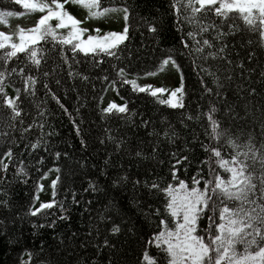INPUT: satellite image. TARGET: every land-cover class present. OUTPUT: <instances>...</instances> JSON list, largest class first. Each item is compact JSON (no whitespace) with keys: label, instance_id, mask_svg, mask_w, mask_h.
I'll use <instances>...</instances> for the list:
<instances>
[{"label":"trees","instance_id":"trees-1","mask_svg":"<svg viewBox=\"0 0 264 264\" xmlns=\"http://www.w3.org/2000/svg\"><path fill=\"white\" fill-rule=\"evenodd\" d=\"M100 4L101 7H120L126 4L130 8L129 40L121 49L122 58L119 61L103 56L102 63L94 65L92 56L85 59L80 54L77 57L79 63L72 67L88 75L89 79H69L68 66L60 59L59 45L54 47L50 38L47 42L40 41L37 47L44 51V62L39 73L33 68V74L39 75L35 97L22 99L21 106L25 115L21 119L24 124L21 126L17 120L15 129L9 127L12 123L10 110L0 102V157L9 148L12 150L11 161L5 158V162L10 165L8 172H0V175L6 174L11 181V184L0 183V187L8 191L11 200L10 208L0 209V264H21V260L24 264H109V260L112 264H137L142 251L141 236L147 239L148 227L155 228L156 220L153 219L149 225L142 212L137 211L133 199L145 200V208L147 204L155 207L156 200L154 197L148 198L142 186L134 190L131 182H118L114 185L113 180L121 175H128L129 181L135 177L151 180L153 176L170 179L169 154L180 152L189 156V167L185 169L184 162L177 166L178 176L190 182L196 165L208 155L198 142L193 145V138L196 137L197 141L204 143L210 141L204 135L207 118L201 117L199 121L185 119L184 125H181L180 121L185 113L195 115L197 111H207L210 105H215L218 110L216 118L223 117L224 126L230 125L234 132L243 133L245 138L251 134L257 146L264 143V134L260 131V125L264 124V78L261 77L264 72V48L259 44L258 33L248 31L238 16H234L226 24H222L211 13L207 17L202 16L208 22L214 20L217 25L222 26L223 31H228L227 24L239 26V31L233 32L227 41L231 46L230 58L234 64L229 66L223 61H213L211 58L203 63L204 67L210 66L219 77L220 95L217 96V85L213 83V77L206 74L204 80L212 91L204 92L200 85L201 74L197 68H193L192 56L180 44L182 32L178 29L183 27L184 32H187L189 26L176 23L177 17L170 7L171 0H100ZM65 7L81 21L80 26L88 28L90 33L94 28H100L103 32L121 31L124 27L122 12L85 20L88 10L83 6L69 2ZM7 11L22 15L5 16L6 23H0V31H3L2 27H9L25 17L31 18L34 24L40 14L24 13L22 6L16 5L13 0H0V12ZM148 24H153L157 31L149 33ZM211 37L212 34L208 33L205 38ZM12 38L15 40L16 36L13 35ZM3 51L0 49V54ZM249 52L254 53L251 61L247 56ZM66 55L71 57L70 52ZM168 55L177 60L185 79L186 98L183 110L162 105L146 93L133 92L131 85H124L119 80L116 81V90L109 87L104 91L103 83L96 79L97 76L106 75L109 80H114L115 71L112 66L115 64L125 67L128 78L135 76L139 84L172 89L179 86L181 72H177L171 65L166 66L163 71L156 70L159 61ZM196 62L201 64L200 60ZM236 63H242L244 68H236ZM9 65L18 70L26 67L24 55L18 53L17 57L9 61ZM2 68L3 63L0 60V69ZM230 70L232 78L229 80L226 77ZM45 71L55 72L54 76L49 77L48 83L64 105L63 108L43 87L45 80L42 73ZM150 72L156 74L145 75ZM27 74L26 71L25 75ZM10 79L14 81L15 87H23L20 76L14 75ZM56 79L60 80L59 85L55 83ZM250 87L256 89V95H248ZM6 91L9 95H14L12 86H8ZM161 98L167 99V95L164 94ZM108 101L116 104L128 101V107L135 109L136 115L131 120H126L121 119L122 114L113 112L101 119L99 106H106ZM225 105H231L239 119L233 120L224 116ZM40 109L44 110L42 117L38 115ZM162 117L165 118L164 122ZM141 118L150 121L149 127H139ZM73 121L80 126L81 136H77ZM30 123L33 127L22 135L21 127L27 128ZM168 124L179 134L172 144L155 134L162 132ZM37 125H43V128ZM149 132H153V135H149ZM109 134L117 140L123 139L124 143L119 150L115 143L108 140ZM81 138L86 141V147L81 146ZM158 139V151L153 158L152 147L157 144ZM32 142L38 143L37 149H31ZM185 143L192 149L188 153L183 152ZM211 143L215 146L217 142L213 140ZM219 143L223 144V141ZM138 149L149 158L135 157L134 153ZM231 151V148L225 146L223 158L229 159ZM55 153L61 154L58 159ZM64 153L68 154L67 157ZM41 157H44L43 161L37 163ZM20 161H23L28 172L26 183L20 182L13 175L14 165L18 166ZM56 168L60 169L59 173L55 171ZM212 168L227 179V173L219 168L214 159ZM50 169L52 170L49 171ZM202 170L207 178L208 166H202ZM45 172H48L47 177H44ZM53 179H57L55 198L52 196L51 187ZM89 181L95 184L96 192L89 188ZM37 182L43 185L39 191L36 190ZM138 193L144 195L138 196ZM33 195L38 200L33 201ZM4 198L0 195V199ZM52 199L56 200V204L51 209L42 210L35 217L26 214L30 205L38 207L40 202ZM61 205L66 219H59ZM53 220L56 221L54 227H47ZM113 223L120 227L119 233L113 234L109 231ZM33 224L37 227L33 228ZM203 224L207 225L206 218ZM39 225L45 227L41 228ZM133 225L138 228L142 226L143 231L129 232V227ZM105 240L109 241L111 247L104 245ZM151 249L150 254H155L157 250L154 245Z\"/></svg>","mask_w":264,"mask_h":264},{"label":"snow or ice","instance_id":"snow-or-ice-1","mask_svg":"<svg viewBox=\"0 0 264 264\" xmlns=\"http://www.w3.org/2000/svg\"><path fill=\"white\" fill-rule=\"evenodd\" d=\"M13 2L22 6L24 13H40L35 23L28 29L18 26L14 34L0 31V49L4 50L0 54V60L3 63V68L0 69V102L10 110L12 123L9 124V127L15 129V121L19 120L21 126L24 124V120L21 119L25 115L21 106L22 99L28 96L34 98L39 84V75L33 74V68L37 73L40 72V67L44 62V51L37 47L38 42H47L50 38L54 47L59 45L60 59L68 66L69 79L79 77L81 80L87 81L88 75L78 72L72 67L73 64L79 63L77 57L80 54H83L85 59L92 56L94 65L101 64L103 56L119 61L122 58L121 49L126 46L129 40L130 8L126 4L120 7H101L100 0H13ZM69 2L81 5L88 10V14L84 17L85 20L102 18L109 13L122 12L125 21L124 27L121 31L103 32L100 28H94L90 33L88 28L80 26V20L67 11L65 5ZM170 7L177 17L176 23L189 26L187 32H184L183 27L178 29L182 32L180 44L192 56V66L197 68L198 73L201 74L200 85L206 93H211L212 90L207 86L204 74L213 77V83L217 85V96L220 95V85L216 72L210 66L204 67L203 63L211 58L213 61H223L229 66L234 64L230 58L231 46L227 41L233 32L239 31V26L227 24L228 31H223L221 25H217L214 20L208 22L202 19V16L207 17L211 13L222 24H226L228 20L238 16L248 31L258 33L259 44L264 48V0H171ZM20 15L22 13L13 11L0 12V23H6L5 16L19 17ZM147 27L149 33L157 31L153 24H148ZM208 33L212 34L211 39L205 38ZM13 35L16 36L15 40L12 38ZM189 41H191V45H189ZM67 52L71 53V57L66 55ZM18 53L24 55L26 64V67H21L19 70L9 65V61L17 57ZM247 56L251 61L254 53L249 52ZM97 57H101V59H97ZM197 60H200L201 64L198 65ZM168 65H171L177 72H181L179 86L172 89L155 87L151 84H139L135 76L128 78L125 67H118L115 64L112 66L115 71L114 80H109L106 75L97 76L96 79L103 83L104 91H107L109 87L116 90V81L119 80L124 85H131L133 92L146 93L156 98L162 105L166 104L172 109L183 110L185 108L186 84L177 60L172 55H168L159 61L156 70L163 71ZM235 67L243 69L244 65L236 63ZM26 71L27 75H25ZM155 74V72L145 73L146 76ZM14 75L21 77L22 88L15 87L14 81L10 79ZM42 75L45 80L43 87L47 94L56 99L60 107L63 108L64 105L60 103L48 83L49 77L54 76L55 72L45 71ZM241 75H243V71ZM261 77L264 78V72L261 73ZM226 78L229 80L232 78L231 70ZM55 83L59 85L60 80L56 79ZM8 86L13 87L14 95H9L6 91ZM164 94L167 95V99L161 98ZM248 95H256V89L250 87ZM128 104V101L121 104L108 101L106 106H99L100 118L104 119L105 116L115 112L122 114L121 119L131 120L136 115V110L130 109ZM217 112L216 106L210 105L207 111H197L195 115L185 113L180 121L181 125H184L185 119L199 121L201 117L207 118L204 135L209 138L210 143L197 141V138L194 137L193 145L198 142L200 148L208 155L196 165V171L193 172L190 182L178 176L177 166L184 162L185 169L189 167V156L180 152L169 154L170 179L153 176L151 180L135 177L129 181L128 175H121L118 179L113 180L114 185L118 182H131L134 190L142 186L146 190L147 197H154L156 200L155 207L152 204H147L145 208V200L133 199L137 211L142 212L149 225L153 219L156 220L155 228L148 227L147 239L145 240L144 236H141L142 251L137 264H264V143L257 146L251 134L245 138L243 133L234 132L230 125L224 126L223 117L216 118ZM223 113L224 116L233 120L239 119L231 105H225ZM43 114L44 110L40 109L38 115L42 117ZM161 119L164 122L165 118ZM149 125V120L141 118L139 127L147 128ZM37 126L43 128V125ZM32 127L31 123L27 128L21 127L22 135ZM73 128L77 136H81L80 126L75 121H73ZM107 131L110 132V130ZM260 131L264 134V124L260 125ZM155 134L158 137L162 136L170 144L175 143L179 136L171 124H168L162 132ZM149 135H153V132H149ZM108 140L115 143L118 150L124 143L123 139L117 140L111 134H109ZM213 140L217 142L215 146L211 143ZM220 141H223V144H220ZM80 143L82 147H86V141L83 138ZM101 143H104V140H101ZM158 145L159 139L157 144L152 147L153 158L158 151ZM38 146L37 142H32L30 145L31 149H37ZM225 146L232 149L229 159H224L222 155ZM191 150L185 143L183 152L188 153ZM60 155V153H55L57 159ZM63 155L67 157L68 154L64 153ZM134 155L139 159L149 158L139 149ZM5 158L11 161V148L3 152V156L0 157V172L3 173H7L10 168L9 163L5 162ZM43 159L44 157H41L37 163H41ZM213 159L219 168L227 173V179H224L218 171L212 168ZM204 165L209 168L207 178L202 170ZM14 168L13 175L20 182L26 183L28 172L23 166V161H20L18 166L14 165ZM55 171L59 173L60 169L56 168ZM47 176L48 172H45L44 177ZM57 179L51 181L53 198L57 194ZM0 183L11 184V181L5 174L0 175ZM42 187L43 185L39 182L36 183L37 191ZM89 188L93 192L97 191L92 181H89ZM0 195L5 197L0 199V209L10 208L11 200L8 191L0 187ZM143 195V193H138V196ZM32 200L36 201L38 197L33 195ZM74 202L79 203V201ZM54 204H56L55 199L40 202L38 207L30 205L26 214L35 217L42 210L51 209ZM66 218L61 205L59 219ZM205 218L207 219L206 226L203 224ZM55 223L56 221L53 220L47 227L52 228ZM36 227L37 225L33 224V228ZM39 227L43 228L45 225H39ZM109 231L116 234L121 229L113 223ZM128 231L142 232L143 227L138 228L133 225L129 227ZM41 244L43 245V241ZM104 245L111 247L108 240L104 241ZM153 245L157 251L155 254H150ZM28 255L31 260V253L29 252ZM21 264H24L23 260H21ZM109 264H112L111 260H109Z\"/></svg>","mask_w":264,"mask_h":264},{"label":"rangeland","instance_id":"rangeland-1","mask_svg":"<svg viewBox=\"0 0 264 264\" xmlns=\"http://www.w3.org/2000/svg\"><path fill=\"white\" fill-rule=\"evenodd\" d=\"M33 25V21L29 17H25L22 20L16 21L14 24H12L9 27H2V30L7 33L14 34L17 31L18 26L24 29H28Z\"/></svg>","mask_w":264,"mask_h":264}]
</instances>
